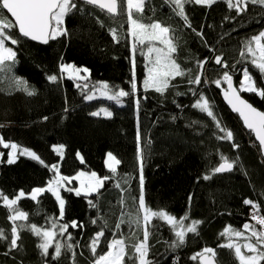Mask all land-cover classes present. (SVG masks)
Returning <instances> with one entry per match:
<instances>
[{"label":"trees","instance_id":"1","mask_svg":"<svg viewBox=\"0 0 264 264\" xmlns=\"http://www.w3.org/2000/svg\"><path fill=\"white\" fill-rule=\"evenodd\" d=\"M75 2L77 9L65 17L66 35L39 45L22 38L15 30L19 43L7 42L16 52V58L8 62L10 70L0 72V137L5 142L16 143L18 148L35 152L44 163L25 156L9 163V150L0 145V193L15 198L20 191L25 192L16 207L28 213V219L16 221L17 225L34 224L51 229V220L55 219L58 225L76 221L83 227H69L64 236L58 234V229H51L57 232L56 242L73 245L71 250L62 247L60 257L55 260L51 258L54 244L49 255L42 256L38 247L41 237L27 227L18 230L17 246L12 248L13 221L9 219L12 213L0 200V229L7 237L0 239V264H94L96 256L90 245L102 229L105 236L97 246L98 254L106 252L107 242L113 239H124L128 251H134L131 246L143 240L142 224L137 227L129 222L138 215L140 195L138 127L146 203L153 210H166L177 219L187 215L186 224L193 220L202 222L197 233H188L185 243L172 249L169 245L175 235L171 226L154 218L148 259L153 264H200L199 259L192 257L208 247L216 250L218 264H239L234 250L219 247L227 243L220 233L226 226L242 230L246 222L259 229L250 219L254 210L243 201L248 199L260 205V214L264 215V156L238 116L225 106L221 97L226 88L222 75L227 71L233 78V86L239 89L243 69L248 67L258 85L264 86V78L250 64L248 53L245 51L241 56L245 41L264 30V6L249 4L238 15L235 9L228 8L225 0H217L210 7L187 3L185 14L191 25L188 27L166 0H145L144 12L137 15H142L145 23L156 20L173 29L171 36L176 45L173 57L185 71L161 95L143 88L146 60L139 51L132 52L127 16L113 18L98 8ZM112 28L121 31L119 42L113 40ZM197 33H202L203 38ZM217 55L227 63V68L215 63ZM133 59L137 93L135 97L123 98V106L105 99L86 101L75 87L76 82L60 71L62 63L87 68L89 83L107 82L130 91ZM205 59L208 63L201 84H189L188 80L201 71L198 61ZM50 75H56L58 80L49 81ZM12 76L27 81L35 95L17 90L11 82ZM217 79H221L219 88L213 83ZM201 94L209 100L221 125L233 133L232 141L218 139L224 133L216 127V121L192 107ZM240 95L257 110L264 111V98L250 92ZM135 99H140L139 109ZM101 108H107L112 116L91 115ZM59 145L64 146L62 157L53 150ZM109 152L121 163L114 178L106 180L98 193L77 196L74 190H67L77 188L74 180L58 189L65 201L62 219H59V203L51 192H42L36 200L28 197L34 188H45L55 178L50 170L53 164L67 177L80 171L113 177L105 166ZM221 156L234 166L218 174L213 170L222 162ZM206 175L209 179H204ZM117 183L121 186L117 187ZM88 200L96 207H90ZM121 220L124 223L117 228ZM68 233L71 241L67 240Z\"/></svg>","mask_w":264,"mask_h":264},{"label":"snow or ice","instance_id":"2","mask_svg":"<svg viewBox=\"0 0 264 264\" xmlns=\"http://www.w3.org/2000/svg\"><path fill=\"white\" fill-rule=\"evenodd\" d=\"M85 2L99 8L113 18L121 15L127 16V36L131 38L132 52L135 54L139 51L146 60L145 67L147 69V74L143 80V88L145 91L152 89L163 95L164 92L172 86V80L176 77L185 75L184 69L181 68L173 57V53L176 52V45L171 36L173 29L156 20L145 23L143 16L137 15L144 12L145 0H85ZM216 2L217 0H166V3L173 8L177 16L184 20L185 25L188 27H191V25L188 23V16L185 14V5L187 3H195L210 7ZM225 2L228 8L235 9L238 15L246 11L249 4L264 6V0H225ZM74 9H77L75 0H0V72L10 70L11 65L8 62L15 61L16 52L6 45V42H10L12 45L19 43L15 35V30H18L20 36L47 44L49 40H55L57 37L67 34L64 28L65 17ZM4 10L10 14L11 19L4 14ZM110 32L113 40L119 42L121 39V31L117 28H112ZM197 35L203 38L202 33H197ZM157 44L160 46L158 47ZM245 51L251 57L250 64L258 70L261 78H264V31H261L258 35H254L245 41L244 49L241 51L242 57ZM214 59L216 64L224 68L228 67L221 56L217 55ZM206 63H208L206 59L198 61V68L201 71L194 78L188 80L189 84H201L202 73ZM60 71L62 74L68 73L70 79L77 81L75 87L81 90L83 98L86 101L104 98L108 101L115 102L117 105L123 106V98L130 96L135 97L137 93L135 59H133L130 91L124 90L118 85L110 86L107 82L89 83V76L87 75L89 70L87 68H79L72 64L62 63L60 65ZM81 72L86 75L81 76ZM48 80L56 82L58 77L56 75H50ZM222 80L227 83V89L224 90L225 100L234 112L239 113L245 126L255 133L260 145L264 147V111H258L252 104L241 98L240 95V92H250L264 98V86L258 85L257 80L250 73L248 67L243 69V79L240 81L239 89L233 86V78L227 71L223 73ZM80 81H83V83H80ZM11 82L17 90H22L29 96L35 95V90L30 89L27 81L22 78L12 76ZM213 83L219 88L221 86V79H217L213 81ZM190 91L193 92V95H196L195 90L190 89ZM176 94L182 95V93L179 92ZM134 102L137 109H139L140 99H135ZM192 107L206 113L216 121V127L224 133V135L218 137V139L233 140V133L223 127L220 121L217 120L209 100L204 95H199V98ZM101 113L109 118L112 116V112L107 108H101L99 112H93L91 115L97 116ZM44 119H47V117ZM140 140L141 135L138 127L137 160L140 162L141 171L140 195L138 198V215L135 220H130L129 222L134 223L137 227H140L142 224L143 240L132 245L131 247L134 251L130 253L124 239H113L107 242L108 250L102 254H98L97 246L101 241V237L105 236L102 229L95 234L90 245L93 255L96 256L94 264H127V261H131V264H153V262L148 259L150 247L148 239L150 236V226L154 218L165 221L171 226V230L175 235V239L172 240L169 245L172 249L181 247L185 243L186 235L188 233H197L198 226L202 223L199 220H193L190 224H186L185 221L189 219L187 215L177 219L166 210H153L146 203L143 188V156L139 147ZM0 145L6 149H11L8 153L9 163L15 162L18 151L19 155H27L33 160L39 161L41 164L44 163L35 152L27 148H18L16 143L5 142L2 137H0ZM233 147H237V145L233 144ZM63 149L64 146L59 145L54 146L53 150L62 157ZM79 155L80 154L77 153L78 157ZM221 161L219 166L214 168L213 171L215 173L233 169L234 164L230 162L227 157L221 156ZM81 162H83L82 157ZM120 163L121 161L111 152L107 154L105 164L113 173V177H99L96 172L86 173L84 171L78 172L75 176L67 177L60 174L57 164H53L50 170L54 171L55 178L49 181L47 189L34 188L30 194V198L36 200L42 192H52L59 203V219H62L64 216L65 201L61 198L58 189L65 187V182L70 185L73 180L79 181V187L75 189L68 188L67 190H74L77 196L83 194L87 197L93 193H98L99 190L105 186L106 180L114 178L117 172V166ZM204 179H209V177L206 175ZM126 182L127 181H125V183ZM116 186L120 187L121 185L117 183ZM25 195L24 191H20L18 195H15V198H9L7 195L0 193V200L3 201V204L12 213L9 216V219L13 221L10 247L15 248L17 246V240L19 239L18 230L27 227L28 230L41 237L42 242L38 247L41 249L42 256L46 257L49 255V248L52 247L53 244L55 247L54 253L51 254L53 260L60 257L62 247L71 250L73 247L71 243L62 245L55 241L54 238L57 232L51 229H58V234L64 236L69 227H83V225H78L76 221H72L70 225L67 223L58 225L56 220L53 219L51 220V229H41L34 224L17 225L15 223L18 220L28 219V213L16 207L18 201L25 197ZM189 199L191 200V197ZM243 202L245 205H251L254 210L251 213L250 219L254 220L255 223L260 226L259 229L248 222L243 224L242 230L235 229L232 226H226L220 235L225 237L227 243L219 245V247H227L234 250L235 257L238 259L239 264H261V262H264V215L260 214V205L248 199H245ZM120 203L122 205L124 204L123 197H121ZM88 204L90 207H96V204L92 200H88ZM96 222L95 219L92 220L93 224ZM122 223H124L123 220H121L116 227L120 228ZM245 233H250V235H246ZM233 237H236L237 240H233ZM5 238L7 237L4 231L0 229V239ZM67 240H72L70 233L67 234ZM239 240H243V243L238 242ZM215 258L216 250L208 247H205L201 252L192 257L193 260L199 259L200 264H218Z\"/></svg>","mask_w":264,"mask_h":264},{"label":"water","instance_id":"3","mask_svg":"<svg viewBox=\"0 0 264 264\" xmlns=\"http://www.w3.org/2000/svg\"><path fill=\"white\" fill-rule=\"evenodd\" d=\"M77 1L82 2V3H86L85 0H77ZM86 4H87V3H86ZM88 5H90V4H88ZM90 6H93V5H90ZM93 7H94V6H93ZM95 8H97V7H95ZM98 9H99V8H98ZM99 10H100V9H99ZM4 12H5V13L7 14V16L11 19L10 14H8V13L6 12V10H4ZM17 32H18V30H17ZM18 34H19V32H18ZM19 35H20V34H19ZM21 37H22V38H25V39H27V40L33 42V43L39 44V45H46V44H44V43H42V42H40V41H33V40L29 39V38H26V37H23V36H21ZM225 84H226V88H225V89H227V83L225 82ZM225 89H224V90H225ZM224 90L221 92V97H222V100H223L225 106H226V107H227L232 113H234V114H236V115L238 116V118L240 119V121L243 123V126H244L245 130H247L248 132H250V133L252 134V136H253V138H254V141H255L256 144L259 146V149H260L261 154L264 156V147H262V146L260 145L259 141H258L257 138H256L255 133H253L250 129H248V128L245 126V124H244V122H243V119L240 117L239 113L234 112V111L232 110L231 106L228 104V102H227V101L225 100V98H224ZM241 98H242V96H241ZM258 111H259V110H258ZM225 172H227V171L220 172V173H218V174H223V173H225ZM199 262H200V260H199Z\"/></svg>","mask_w":264,"mask_h":264},{"label":"rangeland","instance_id":"4","mask_svg":"<svg viewBox=\"0 0 264 264\" xmlns=\"http://www.w3.org/2000/svg\"><path fill=\"white\" fill-rule=\"evenodd\" d=\"M264 31V30H263ZM6 45H7V42H6ZM8 46V45H7ZM157 46L159 47L160 45H158L157 44ZM8 47H11V46H8ZM12 48V47H11ZM13 49V48H12ZM63 75L65 76V77H67V78H69V76H68V73H63ZM80 75L81 76H83V75H86L85 73H83V72H81L80 73ZM242 79H243V73H242ZM241 79V80H242ZM72 80H74V79H72ZM75 81V80H74ZM76 83H77V81H75ZM82 81H80V83H81ZM240 87V86H239ZM98 99H104V98H98ZM106 100V99H105ZM113 102V101H112ZM115 103V102H114ZM97 112H99V111H97ZM101 116H104L102 113L100 114ZM8 150H9V152L11 151V149L10 148H8ZM18 156H25V157H29V156H27V155H19V151L17 152V157ZM30 158V157H29ZM8 159H9V157H8ZM17 159V158H16ZM15 159V160H16ZM106 159H107V155H106V158H105V161H106ZM105 166H106V164H105ZM106 168L107 169H109L107 166H106ZM110 170V169H109ZM75 182H76V185H77V187H79L80 185H79V181H76V180H74ZM47 187H48V185L44 188V189H47ZM52 193V192H51ZM31 194V193H30ZM30 194L28 195V197H30ZM54 196V195H53ZM55 197V196H54ZM237 239V238H236ZM239 241H242V240H239ZM243 243V242H242Z\"/></svg>","mask_w":264,"mask_h":264}]
</instances>
